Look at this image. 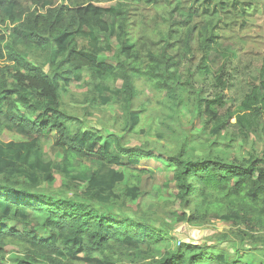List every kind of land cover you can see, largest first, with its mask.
I'll return each mask as SVG.
<instances>
[{"label":"trees","instance_id":"trees-1","mask_svg":"<svg viewBox=\"0 0 264 264\" xmlns=\"http://www.w3.org/2000/svg\"><path fill=\"white\" fill-rule=\"evenodd\" d=\"M31 1L34 11L0 0V264L10 245L19 251L12 264H264V152L232 157L215 150L217 141L206 155L192 154L186 141L173 150L127 144L143 133L142 78L175 107L193 106L204 134L264 136V58L236 102L225 95L236 53L217 34L221 13L246 18L264 0H202L188 20L177 0ZM148 10L163 11L171 23L163 42L133 41L135 12H143L144 33ZM194 34L203 51L197 65ZM213 54L224 57L214 71ZM75 86L87 88L97 109L118 105L111 125L117 133L87 129L69 109L64 98ZM5 132L22 141H2ZM53 136L58 161L45 151ZM152 160L174 169L169 214L176 223L230 225L217 245L173 244L163 208L145 202L142 176L152 173L145 167ZM57 176L64 180L59 188ZM229 242L235 253L222 247Z\"/></svg>","mask_w":264,"mask_h":264},{"label":"rangeland","instance_id":"rangeland-1","mask_svg":"<svg viewBox=\"0 0 264 264\" xmlns=\"http://www.w3.org/2000/svg\"><path fill=\"white\" fill-rule=\"evenodd\" d=\"M25 10L34 11L36 6L32 4L31 0H19ZM56 6L62 3L68 4L65 0H54ZM202 0H177V6L180 10V15H184V19L188 20L189 11L191 9L197 10L203 7ZM98 6L110 7L112 3L101 2L96 3ZM254 7V6H253ZM155 10L146 11L148 19L146 25L149 30L143 33L142 27V11L135 12V29L133 34V41L140 38H145L147 42L156 40L158 43L163 42L164 36L170 27L167 15L161 11V14H156ZM250 15L244 18L240 11H232L229 13H221L222 24L217 34L221 37L222 43L231 48L236 56L232 58L230 65L232 72V80L228 90L225 92L227 97L240 102L248 93V79L249 73L254 71L262 59L264 58V7L257 12L251 9L248 12ZM197 21V19H195ZM164 34V36H162ZM198 35L194 34L192 38L193 62L198 64L202 59L203 51L199 48ZM224 61V57L215 54L210 56L209 65L216 69ZM4 64L0 62V67ZM189 63H187L188 67ZM234 68H237L235 71ZM187 70V69H186ZM122 82L118 83L121 87ZM138 88L141 93L140 101L145 104L146 111L142 116V122L139 130L143 133L130 135L128 137V146L140 147L141 145L150 144L153 147L160 148L167 147L173 150L177 145H181L184 141L191 149L192 154L206 155L210 149V143L217 141L218 145L215 150H222L232 157L247 158L254 150L258 154L264 152V136L262 134H252L248 140L242 138H232L227 136V133L222 134L219 138L211 135V130L204 134L203 123L197 117V110L193 106L185 104L180 108L174 106L173 101L168 98L166 94L157 92L151 82L141 79L138 82ZM64 103L69 109L85 120L90 127L105 128L110 133H117L114 129L113 123L116 116L119 115L120 109L118 105H110L97 109L94 104L87 101V88L75 86L70 94L64 98ZM91 109V114L88 115L87 110ZM94 113V116L92 115ZM234 138V137H233ZM4 142L22 141L21 138L5 132L1 137ZM232 145L234 148H230ZM45 151L51 159L60 160L59 150L54 146V136L50 140H45ZM48 157V158H49ZM145 165L146 169L152 173L144 174L142 176V187L148 192L145 202L153 206L155 210L163 208L161 217L167 223L174 225L173 235L174 245L178 243L198 244V245H217V238L220 234L228 232L231 227L221 221H214L208 225L191 226L188 224L176 223L175 219L169 214L170 204L175 199V187L173 184L174 169L165 161H149ZM73 173H76L80 168L75 165ZM56 188H59L64 182L63 178L57 176ZM85 186H83L84 189ZM158 211V210H157ZM158 225V223H156ZM15 226V224H11ZM222 247L231 253H235V247L232 243H226ZM163 251V248L158 250V254ZM6 264H12L18 248L10 245L7 248ZM219 253V251H215ZM78 264H88L81 261Z\"/></svg>","mask_w":264,"mask_h":264}]
</instances>
